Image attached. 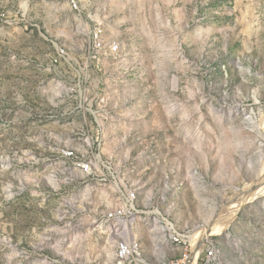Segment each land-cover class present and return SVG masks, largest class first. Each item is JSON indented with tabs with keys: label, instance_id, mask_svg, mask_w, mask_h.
<instances>
[{
	"label": "rangeland",
	"instance_id": "obj_1",
	"mask_svg": "<svg viewBox=\"0 0 264 264\" xmlns=\"http://www.w3.org/2000/svg\"><path fill=\"white\" fill-rule=\"evenodd\" d=\"M76 11L104 19L102 58L63 0H0V264H117L106 217L132 194L147 263L184 259L166 221L197 240L230 212L198 264H264V193L250 196L264 166V0ZM95 115L105 138H92ZM63 150L100 168L77 172Z\"/></svg>",
	"mask_w": 264,
	"mask_h": 264
},
{
	"label": "built area",
	"instance_id": "obj_2",
	"mask_svg": "<svg viewBox=\"0 0 264 264\" xmlns=\"http://www.w3.org/2000/svg\"><path fill=\"white\" fill-rule=\"evenodd\" d=\"M67 3V6L69 10L77 14V18L81 19V22L85 24L88 27V39H89V46H90V52L92 53L93 59H100L102 58V48L105 44H112L111 41H108V43H100L98 41V34H97V25H104V19L97 15L96 17L92 16L91 14H88V16H84V14H79L74 7V0H63ZM67 56V49L66 48H56V56L54 58V62L58 63L59 61L66 59ZM81 79V78H80ZM81 82V81H80ZM67 87V86H66ZM79 90L80 95L83 93L82 85L79 84ZM70 89V88H69ZM71 91V89H70ZM69 91V92H70ZM87 91L86 89L84 90ZM100 116L95 115V123H96V129L94 130L92 134V138H105L101 137V129H100V122L98 121V118ZM78 153L77 154H68V150H63L61 154V158L71 167H73L74 170L77 172H80L84 175L91 176L94 173V168L97 169L100 168L98 163L102 162L101 158L97 163L95 164L93 159L87 158L86 162H79L78 161ZM72 169V170H73ZM73 170V171H74ZM126 201V202H125ZM122 200V203L115 208L112 212L108 214V217H106L107 221H114L119 224V226L123 227V232L125 231V228L128 226H131L135 228V225L137 222H135V219H130V212H138L133 211V194L131 197L126 200ZM139 218V213H138ZM167 225L169 227L170 233L174 236H180L177 233L173 231L171 228V225L169 221H166ZM123 235V244L120 247V253L117 258V264H139L138 263V254H144L142 253V248L140 243H137L135 241V237H131L128 233L122 234ZM185 240V247H186V254H185V260L180 263H171V258H169L168 264H192L193 257L195 255V244L193 242V237L189 236H180ZM202 249L199 253V256L197 257V263L199 262V257L202 253L205 254V257L210 261L212 260V241L211 236L206 238L202 241Z\"/></svg>",
	"mask_w": 264,
	"mask_h": 264
},
{
	"label": "bare ground",
	"instance_id": "obj_3",
	"mask_svg": "<svg viewBox=\"0 0 264 264\" xmlns=\"http://www.w3.org/2000/svg\"><path fill=\"white\" fill-rule=\"evenodd\" d=\"M85 1V0H84ZM86 1H88V0H86ZM80 5H81V0H74V7H75V10H79V8H80ZM81 26H84L85 27V32H88V27L85 25V24H83L82 22H81ZM68 154H75V152L74 151H70V150H68ZM79 162H86V160H80L79 159ZM259 180H261V184H259V182L258 183H254V185L253 186H255V188L253 189V190H251L252 191V195H250L251 196V198H252V196L254 195V196H259L261 193H264V166H263V168H262V170H261V172H260V177H259ZM116 189V188H115ZM247 195L248 194H246V198H247ZM254 196H253V198H254ZM248 198H250V197H248ZM247 198V199H248ZM244 199H245V197L244 196H242L241 198H240V203H242L243 201H244ZM242 201V202H241ZM239 203V204H240ZM239 204H238V206H239ZM134 208V207H133ZM233 208H234V206H233ZM135 209V208H134ZM232 209V208H231ZM229 214H230V212H228L227 214H223L220 218H219V221H216V222H214L213 223V225L209 228V229H203V230H201V231H199V234L197 235V240L195 239V237H193V241H194V244H195V246L197 247V248H195L194 250H195V255H196V253H197V250H199L198 248H201L202 247V241L204 240V239H206V237L208 236V234L209 233H217V234H222L223 232H224V230L228 227V225H229V222H230V220H231V217L229 218ZM135 216L136 215H131V217H130V219H135ZM137 221V219H135V222ZM170 223V222H169ZM157 224H159V223H157ZM170 225H171V228L173 229V231L175 232V233H177L178 235H180V236H182L181 234H179V232L175 229V227H174V225L173 224H171L170 223ZM119 226V224L118 223H116V225L113 227V230L114 229H116L115 231H112L113 232V234L115 235V236H121V237H119L118 238V240H117V242H115V244H116V251H115V260L117 261V258H118V255H119V253H120V247H121V245L123 244V233L124 234H126V233H128L131 237H135V233H134V230H135V228H134V226L133 227H131V226H128L127 228H125V231L123 232V230H121V231H118L119 229L117 228ZM121 227V226H120ZM99 228V227H98ZM122 228V227H121ZM100 229L101 230H105V229H108L107 227H100ZM118 229V230H117ZM164 229V232H170V230H169V227H168V225H167V222H166V226H165V228H163ZM110 231H111V229H110ZM171 234V233H170ZM180 236H174L173 234H171V238H172V240H173V243H176V244H178V245H183V248L185 247V240L182 238V237H180ZM136 241V240H135ZM137 242V241H136ZM178 247H180V246H178ZM184 250V249H183ZM186 251V250H185ZM186 254V253H185ZM184 254V255H185ZM194 255V256H195ZM165 259V258H164ZM185 260V256H184V259L183 260H172L171 261V263H180V262H183ZM138 263L139 264H149V263H147L144 259H143V257L141 256V254H138ZM158 264H164L163 263V261H159V263ZM166 264V263H165Z\"/></svg>",
	"mask_w": 264,
	"mask_h": 264
}]
</instances>
